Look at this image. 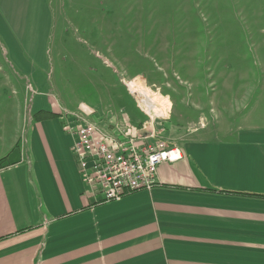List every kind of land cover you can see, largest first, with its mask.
I'll return each instance as SVG.
<instances>
[{"label": "crops", "instance_id": "crops-1", "mask_svg": "<svg viewBox=\"0 0 264 264\" xmlns=\"http://www.w3.org/2000/svg\"><path fill=\"white\" fill-rule=\"evenodd\" d=\"M11 1L0 0L4 36V20L21 21L6 14ZM138 87L166 96L168 116L155 97L164 117L151 126L137 104V112L115 111L111 99L67 109L39 89L24 112L0 116V264H264V125H174L169 95ZM86 123L114 151L125 137L137 149L160 140L182 158L157 166L151 191L104 202L83 179L67 131Z\"/></svg>", "mask_w": 264, "mask_h": 264}, {"label": "rangeland", "instance_id": "rangeland-1", "mask_svg": "<svg viewBox=\"0 0 264 264\" xmlns=\"http://www.w3.org/2000/svg\"><path fill=\"white\" fill-rule=\"evenodd\" d=\"M10 4L6 14L21 21L12 27L4 20L6 36L0 30V116L24 112L37 89L67 109L111 99L115 111H136L131 79L130 89L146 95L142 106L154 114L161 112L152 98L160 99L166 117L168 98L154 88L150 98L138 86L148 82L169 95L174 125H264V0ZM20 63L31 64L34 75H25Z\"/></svg>", "mask_w": 264, "mask_h": 264}, {"label": "built area", "instance_id": "built-area-1", "mask_svg": "<svg viewBox=\"0 0 264 264\" xmlns=\"http://www.w3.org/2000/svg\"><path fill=\"white\" fill-rule=\"evenodd\" d=\"M130 94L135 97L138 107L147 115L152 126L158 117L146 113L136 96ZM67 131L75 135L73 152L83 179L99 187L104 202L119 201L139 191H151L159 185L157 166L175 163L182 158L179 149L160 140L154 145L137 149L134 140L125 137L119 142L118 150L114 151L94 140V124L86 123L76 130L67 126ZM151 136L155 137L153 129Z\"/></svg>", "mask_w": 264, "mask_h": 264}, {"label": "bare ground", "instance_id": "bare-ground-1", "mask_svg": "<svg viewBox=\"0 0 264 264\" xmlns=\"http://www.w3.org/2000/svg\"><path fill=\"white\" fill-rule=\"evenodd\" d=\"M127 84V87H128V89H129V91L131 92V93H133L135 96H136V98L138 99V101H139V103H140V105L142 106V103L145 101V99L147 98L146 97V95H144V94H142L141 92H140V90H138V89H134L133 90V92H132V90L130 89V84H131V82H128V83H126ZM154 100V99H153ZM143 107V106H142ZM144 108V107H143ZM144 110L146 111V113H148V114H153L154 116H157V117H162L163 116V113H161L160 115H157V114H154L153 112H150V111H148L146 108H144Z\"/></svg>", "mask_w": 264, "mask_h": 264}, {"label": "water", "instance_id": "water-1", "mask_svg": "<svg viewBox=\"0 0 264 264\" xmlns=\"http://www.w3.org/2000/svg\"><path fill=\"white\" fill-rule=\"evenodd\" d=\"M146 133H147V132H145L144 130H142V131L139 132V135H140L141 137H145Z\"/></svg>", "mask_w": 264, "mask_h": 264}, {"label": "trees", "instance_id": "trees-1", "mask_svg": "<svg viewBox=\"0 0 264 264\" xmlns=\"http://www.w3.org/2000/svg\"><path fill=\"white\" fill-rule=\"evenodd\" d=\"M3 161V159L2 160H0V162H2Z\"/></svg>", "mask_w": 264, "mask_h": 264}]
</instances>
